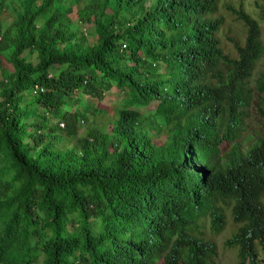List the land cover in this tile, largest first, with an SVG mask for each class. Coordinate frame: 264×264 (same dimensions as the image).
Returning a JSON list of instances; mask_svg holds the SVG:
<instances>
[{"label":"trees","instance_id":"trees-1","mask_svg":"<svg viewBox=\"0 0 264 264\" xmlns=\"http://www.w3.org/2000/svg\"><path fill=\"white\" fill-rule=\"evenodd\" d=\"M261 1L0 0V264H217L226 212L233 264L264 259Z\"/></svg>","mask_w":264,"mask_h":264},{"label":"rangeland","instance_id":"rangeland-1","mask_svg":"<svg viewBox=\"0 0 264 264\" xmlns=\"http://www.w3.org/2000/svg\"><path fill=\"white\" fill-rule=\"evenodd\" d=\"M6 1L9 2L12 0H6ZM221 1L223 4H228L232 8H236L238 5H241L245 12H247L252 18L258 20L257 17L259 16L258 12L260 9L259 5L262 4L261 0H221ZM217 14L223 17L222 30H221L222 33H219V35H222L220 37L221 44L223 45L225 51L227 50L231 51L230 50L231 43L225 38L224 35H227V36L229 35V37H231L232 39H239L240 40L239 42H241L243 29L240 26V22L235 21L234 13L231 10L224 8V6L220 3L218 6ZM68 17L71 22L72 29H74L76 32L81 31V33L84 35L86 40L88 42H92L94 39V36H93L94 34H93V30L91 26H88L86 24L82 25L80 22H78L74 12L69 14ZM7 20H8L7 16L3 14L2 22L6 24ZM36 22H37V25H40V23L42 22V18H38ZM258 23H259V28H260V40L264 48V22L259 20ZM82 28H85V31H83ZM263 64H264V51L256 63L255 71H258L259 69H261ZM254 76H255V73H254ZM82 98L84 100L86 99V97L84 96H82ZM113 101L114 99L108 96L100 101L99 105H101V107L106 109V114H104L102 118L98 117L96 121L93 123V125L96 126L97 128H102L104 132L108 131L109 122L107 121L106 118L112 112L111 106H112ZM258 121H259V118H257V116L255 115L254 110L251 109L249 113V117L245 121L246 128L242 132L243 140L247 138L248 134L254 132L257 129L258 124H259ZM88 126H92L91 122L81 123L78 128L79 133L82 134L87 129ZM72 146L74 147L76 146V139L75 138L67 139V147H72ZM225 215H226V218H225L226 224L223 230L219 234L214 235V236L209 235L207 233L206 227L204 230L206 233L205 236L208 237L215 244L216 251H217V258H216L217 264H233L236 259L235 248L228 247L223 244V241L226 238H228L233 231V228H232L233 226L232 224H230V221L228 219V212H226ZM258 264H264V259L262 258V256H259Z\"/></svg>","mask_w":264,"mask_h":264},{"label":"built area","instance_id":"built-area-1","mask_svg":"<svg viewBox=\"0 0 264 264\" xmlns=\"http://www.w3.org/2000/svg\"><path fill=\"white\" fill-rule=\"evenodd\" d=\"M42 91V87L41 86H37L35 85L32 89V92L35 93L36 91ZM59 126H62V122L59 123Z\"/></svg>","mask_w":264,"mask_h":264}]
</instances>
